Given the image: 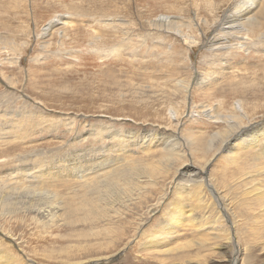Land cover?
<instances>
[{
  "label": "rangeland",
  "instance_id": "obj_1",
  "mask_svg": "<svg viewBox=\"0 0 264 264\" xmlns=\"http://www.w3.org/2000/svg\"><path fill=\"white\" fill-rule=\"evenodd\" d=\"M0 252L264 264V0H0Z\"/></svg>",
  "mask_w": 264,
  "mask_h": 264
},
{
  "label": "bare ground",
  "instance_id": "obj_2",
  "mask_svg": "<svg viewBox=\"0 0 264 264\" xmlns=\"http://www.w3.org/2000/svg\"><path fill=\"white\" fill-rule=\"evenodd\" d=\"M255 0H248V7H250V6H252L253 5V2H254ZM248 11L249 10H245L244 11V14H242V16H245L247 13H248ZM52 22H54V21H52ZM52 24H54V23H52ZM52 24H50V25H52ZM100 165V164H99ZM92 168V167H91ZM94 168V167H93ZM102 169V168H101ZM92 171H93V169H92ZM83 182V181H82ZM178 211H179V205L177 204L176 206H175V210H173L171 213H169L170 215L168 216L169 217V220L167 219V224L168 225H171V224H173L172 222H174L175 220H177L178 219ZM49 213V212H48ZM51 215V214H50ZM171 223V224H170ZM168 225H167V228H168ZM158 232V231H157ZM160 236H161V234H159ZM154 236V235H153ZM151 240H153L152 238L150 239V240H148L147 241V245H149V243L148 242H150ZM8 251V250H7ZM5 252V251H4ZM9 252V251H8ZM14 258V257H13ZM15 259V258H14ZM12 260V258L9 256V255H6V253L4 254L3 252H0V261H2L0 264H8L9 262H13V261H11Z\"/></svg>",
  "mask_w": 264,
  "mask_h": 264
}]
</instances>
